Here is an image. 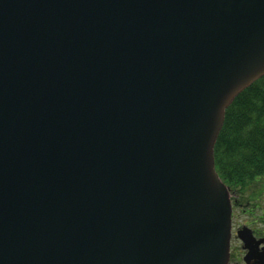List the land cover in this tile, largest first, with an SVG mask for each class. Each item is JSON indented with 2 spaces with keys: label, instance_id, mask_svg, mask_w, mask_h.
I'll list each match as a JSON object with an SVG mask.
<instances>
[{
  "label": "water",
  "instance_id": "1",
  "mask_svg": "<svg viewBox=\"0 0 264 264\" xmlns=\"http://www.w3.org/2000/svg\"><path fill=\"white\" fill-rule=\"evenodd\" d=\"M263 75L264 0H0V264H227Z\"/></svg>",
  "mask_w": 264,
  "mask_h": 264
},
{
  "label": "trees",
  "instance_id": "2",
  "mask_svg": "<svg viewBox=\"0 0 264 264\" xmlns=\"http://www.w3.org/2000/svg\"><path fill=\"white\" fill-rule=\"evenodd\" d=\"M214 154L226 184L245 185V177L264 170V75L227 108Z\"/></svg>",
  "mask_w": 264,
  "mask_h": 264
},
{
  "label": "flooded vegetation",
  "instance_id": "3",
  "mask_svg": "<svg viewBox=\"0 0 264 264\" xmlns=\"http://www.w3.org/2000/svg\"><path fill=\"white\" fill-rule=\"evenodd\" d=\"M231 200L227 264H264V170L245 185L226 184Z\"/></svg>",
  "mask_w": 264,
  "mask_h": 264
}]
</instances>
